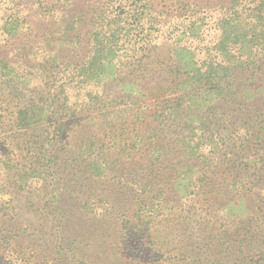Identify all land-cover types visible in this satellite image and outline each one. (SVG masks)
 I'll return each mask as SVG.
<instances>
[{
	"label": "trees",
	"instance_id": "obj_1",
	"mask_svg": "<svg viewBox=\"0 0 264 264\" xmlns=\"http://www.w3.org/2000/svg\"><path fill=\"white\" fill-rule=\"evenodd\" d=\"M0 264H264V0H0Z\"/></svg>",
	"mask_w": 264,
	"mask_h": 264
}]
</instances>
